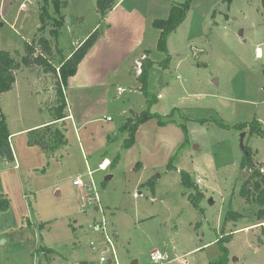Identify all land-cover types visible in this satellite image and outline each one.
<instances>
[{"label":"rangeland","instance_id":"1","mask_svg":"<svg viewBox=\"0 0 264 264\" xmlns=\"http://www.w3.org/2000/svg\"><path fill=\"white\" fill-rule=\"evenodd\" d=\"M48 1L50 17H58ZM186 1L185 20L167 35L166 52L160 51L153 18L166 19L172 5ZM58 3L64 17L55 37L52 19L40 21L42 0H0V49L21 62L26 42L43 36L52 48L51 56L44 55L51 67L21 65L12 90L0 96V111L11 132L55 117L59 61L92 29L104 33L112 22L117 28L104 33L105 39L112 37V50L136 44L138 56L145 54L140 71L145 59L153 65L145 93L129 65L120 68L124 75L107 77L106 102L102 84L94 91L67 89L68 107L72 104L76 118L74 125L69 120L58 124L66 142L52 151L29 144L33 134L28 131L39 127L10 136L14 162H0V194L9 204L0 211V264H107L89 247L93 235L87 227L100 217L116 234L117 264H154V250L166 254L162 264H208L222 254L216 242L221 229L233 233L226 244L227 264H264L262 206L239 194L251 175L250 169L239 167L240 136L245 132L242 144L251 148L253 167L262 174L264 137L236 126L253 120L264 126L262 0H122L117 15L135 9L127 23L121 18L115 23L113 16L108 22L102 19L96 0ZM136 21L138 35L129 36L124 25L131 28ZM146 108L164 123L158 124L156 117L146 120L133 145L125 148L127 134L120 125ZM79 114L91 116L92 122L79 124ZM86 135L95 138V146L102 143L100 148L91 152ZM103 157L116 163L101 169ZM169 161L172 167L167 168ZM181 171L201 181L197 186L204 197L198 207L188 199L194 190L181 184ZM150 179L153 190L144 184ZM77 181L82 185L76 186ZM91 193L103 213L93 207L95 201L88 202ZM228 210L243 217L224 222Z\"/></svg>","mask_w":264,"mask_h":264},{"label":"trees","instance_id":"2","mask_svg":"<svg viewBox=\"0 0 264 264\" xmlns=\"http://www.w3.org/2000/svg\"><path fill=\"white\" fill-rule=\"evenodd\" d=\"M55 5V14H58V17H50L46 5L48 0H42L43 4L40 7V21L46 23L47 19H52L53 29L52 35L57 37L58 29L62 25L63 15L58 12V0H52ZM64 4V3H63ZM66 4V3H65ZM264 6V0H262ZM114 5V0H96L97 12L100 16L105 18L108 11L112 9ZM189 10V1L181 4L172 5L170 8L169 15L166 19L155 18L152 21V25L159 31L157 39V48L160 51L166 52V38L169 33L174 31L186 18L187 11ZM47 24H43L40 27V30H43ZM44 26V27H43ZM99 35V29H94L69 55L67 58H61L58 68L59 81L56 83V95L58 97V105L55 107V118L51 121L52 123L46 124L42 127L32 129L28 131V135L33 137L30 138L29 144H38L43 149L50 148L52 151L53 148L58 147L66 142L64 132L57 126L54 125V122L58 120H63L67 117V113L64 111L66 108V101L62 93L61 85L64 86L67 79L75 75L78 65L85 57L87 52L95 43ZM25 54L21 58V62H18L10 54L9 51L0 49V94L9 91L13 83L15 82V71L20 68L21 65L26 67H31L33 65L37 66H50V63L46 56L52 55V48L46 38L39 37L32 42H26L24 44ZM145 62L141 64V71L137 76L138 81L141 84V90L145 93L146 83H147V73L148 69L153 62L145 59ZM55 70V69H53ZM149 102L148 100H146ZM172 116L169 115L168 117ZM156 117L158 118V124L164 123L161 120L163 118L160 115H156L150 112L149 108L141 110L139 113H134L131 116H128L124 123L120 127V131L127 134L123 142L125 148L131 147L134 143V135L138 127L145 122L146 120ZM167 117V116H166ZM218 124L224 126L220 121ZM240 130L248 128L250 135L255 134L261 137H264V126L260 124L257 120H253L248 126L246 123H239L236 125ZM10 133L8 130V125L5 119V116L0 112V162L12 163L14 161V156L12 148L9 142ZM47 143V144H46ZM47 150V149H46ZM253 151L251 148L244 145V151L242 158L240 160V169H250L251 175L248 180L242 185L239 194L246 201H255L259 206H262V209L259 210V218H264V174L259 172L257 168L253 167ZM116 163L114 158L110 161V166H113ZM172 167L171 161H169L167 168ZM181 175V184L187 188H193L194 192L188 194V199L195 206L198 207L199 201L204 197L202 189L197 186V183L192 180L190 175L187 172H180ZM251 179L254 181L250 184ZM144 184L150 185L151 190H153L151 179L146 181ZM8 200L2 194H0V211L6 210L8 208ZM240 212L234 210H228L224 217V222L228 221H237L242 218ZM264 221V220H263ZM221 229V232L216 240L219 244L222 254L210 261L208 264H227L228 260V249L226 244L231 241L233 233H224ZM262 235H264V225L262 228ZM50 250V249H49Z\"/></svg>","mask_w":264,"mask_h":264},{"label":"crops","instance_id":"3","mask_svg":"<svg viewBox=\"0 0 264 264\" xmlns=\"http://www.w3.org/2000/svg\"><path fill=\"white\" fill-rule=\"evenodd\" d=\"M121 1L122 0H118V1L114 2L112 9L110 11H108V13L105 16L107 18V19L105 18L107 22L111 18V16H113V19H115V23H119L118 21L120 18H121V21H124L123 23H127L128 21L133 20L134 17L132 15V13L135 12V9L132 6H131V9H133V10L130 11L131 13H128L127 11H125L124 13H121L120 15L116 14L117 9L120 7L118 4ZM128 14L132 15V18H128V16H127ZM136 19L138 20V11L136 13ZM153 19H155V18H153ZM121 21H120V23H121ZM133 22L130 23L131 28L127 27L126 25H124V26L126 27V30H128L127 34L129 36L136 37L138 35V21H136L135 23H133ZM108 24H109V26L107 28H105L106 30L111 31V30H114L117 28V27L112 28V22H109ZM133 24H134V27H133ZM93 30L94 29H92L91 32ZM105 31H104V33H105ZM104 33L102 31H99V35H98L95 43L93 44V46L90 48V50L87 52L85 57L82 59V61L78 65V68H77L75 75L69 77L67 79L65 85L62 86L64 88L63 95H64V98L66 101V113L68 115L63 120H58L57 122L55 121L54 122L55 126L58 127L59 123L65 124L66 120L71 121L72 125H74L73 120L76 118V114L74 113L73 110L70 111L72 104H71V107H68L67 97L65 95V91H67V89H70L73 93L74 92L76 93V91L81 89V88H85V89H88L90 91H92V90L94 91L95 89H98V87L101 86V84H102V85H104V87L107 88V91H104V93H105L104 102H106L107 101L106 95L107 94L109 95V92H108L109 87H108V80H107L108 78L107 77H109V76L110 77H117V75H120V74L124 75L121 73L120 68H122V67H123V69L125 67L127 68V65H129V67H130V72H133L132 70H134V68L136 71L138 63H140V61H142V58L145 56L144 53H141L138 56V49H136L137 48L136 44H134V46H127V49H123V47L120 49V47H119L120 45L117 47L115 46L116 51H113L112 50L113 45L111 44L112 37L110 39H105ZM158 34H159V32H158ZM87 36H85L82 39V41ZM81 42H79L78 45ZM72 51L69 54H67L64 57V59L69 57V55L72 53ZM137 76H138V72H135V78H137ZM130 84H132V82ZM136 84L133 86V88H135V91H136V89H138L140 87V86L138 87V81ZM12 88H13V86H12ZM12 88L5 93L10 92L12 90ZM110 90H111V88H110ZM117 91L123 92L124 88L121 86H117ZM5 93L0 94V96L5 94ZM0 112H2V111H0ZM77 117H78V120L80 121L79 124L85 125V124L92 122L91 118H90L91 116L87 118L84 114H79ZM54 118H52L51 120H47V121H44L41 123L34 124V125L30 126L29 128H24V129H21L18 131L11 132L9 129L8 130H9L10 136H12L16 133H20L22 131H26V130L34 128V127H42L46 124L52 123L51 121ZM104 118L106 119L107 117H104ZM120 127H121V125H120ZM90 138L91 139L88 140L89 137L86 135V137L84 139H85V142L87 143L88 149H90L91 152H94L95 150L100 148V146L102 145L101 142H102L103 138L100 139L99 143H101V144L99 146L98 145L95 146V144H96V142L94 140L95 138L92 137V135L90 136ZM108 139L109 140L111 139V137H109V135H107V140ZM9 142H10V138H9ZM10 145H11V143H10ZM12 152H13V150H12ZM3 163H7V162H3ZM102 163L104 165L109 166L110 161H108V159L106 157H103L102 161L99 163V165Z\"/></svg>","mask_w":264,"mask_h":264},{"label":"built area","instance_id":"4","mask_svg":"<svg viewBox=\"0 0 264 264\" xmlns=\"http://www.w3.org/2000/svg\"><path fill=\"white\" fill-rule=\"evenodd\" d=\"M21 8L24 9L25 5L22 3ZM136 71L140 73L139 65H137ZM107 120L110 118L107 117ZM99 168L105 169L106 165L103 163L99 165ZM197 184L201 181L200 179L196 180ZM82 183L77 181L76 186H81ZM86 196V195H85ZM87 200L90 204H93V201L96 204L93 205L96 211L99 213H103V207H101L98 203L95 193L87 194ZM89 232L93 235V237L89 240V247L95 253H100L99 255V262L100 263H107V264H117L115 259V253L113 249V240L115 238L114 231L109 227V224L105 221L104 217L100 218H93L91 223L88 225ZM106 254L112 255V258L106 256ZM166 259V254H162L158 250H154L150 253V260L154 264H162V261Z\"/></svg>","mask_w":264,"mask_h":264},{"label":"water","instance_id":"5","mask_svg":"<svg viewBox=\"0 0 264 264\" xmlns=\"http://www.w3.org/2000/svg\"><path fill=\"white\" fill-rule=\"evenodd\" d=\"M244 136H245V132H243V133L241 134V136H240V138H241V140H240V145H241V148H242L243 151H244V145L242 144V140H243ZM108 178H110V177L107 176L106 179H108Z\"/></svg>","mask_w":264,"mask_h":264},{"label":"bare ground","instance_id":"6","mask_svg":"<svg viewBox=\"0 0 264 264\" xmlns=\"http://www.w3.org/2000/svg\"><path fill=\"white\" fill-rule=\"evenodd\" d=\"M108 164V163H107Z\"/></svg>","mask_w":264,"mask_h":264}]
</instances>
